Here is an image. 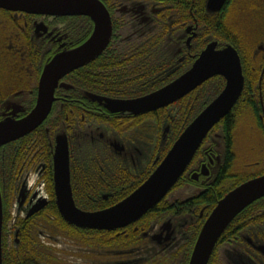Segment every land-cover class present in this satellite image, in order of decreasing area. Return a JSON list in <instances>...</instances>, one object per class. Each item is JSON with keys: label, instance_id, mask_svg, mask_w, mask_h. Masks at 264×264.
Segmentation results:
<instances>
[{"label": "flooded vegetation", "instance_id": "1", "mask_svg": "<svg viewBox=\"0 0 264 264\" xmlns=\"http://www.w3.org/2000/svg\"><path fill=\"white\" fill-rule=\"evenodd\" d=\"M96 2L111 21L105 49L58 81L51 111L40 127L0 148L3 251L10 255V264H189L199 233L218 201L264 175V158L262 163L252 161L254 152L246 156L237 151L236 126L227 134L226 121L240 108L239 114L251 115L247 135L264 139V7L256 9V0H226L219 13H210L208 0H91ZM244 10V20L255 23H251L258 43L254 46L246 44L231 21L232 13L237 17ZM0 12L11 25L21 21L18 29L26 42L25 58L36 65L27 77L18 78L12 94L23 100V111L17 113L22 118L37 104L46 64L90 41L97 16ZM210 43H216V49L231 45L238 51L244 87L182 178L160 203L127 227L107 231L68 224L55 193L59 145L62 152L66 150L78 209L97 212L121 202L148 179L169 151L162 155L176 134L172 108L187 99L190 111L183 122L187 126L226 82L221 76L207 80L162 109L166 111L162 121L161 109L140 115L112 112L110 102L137 100L172 83ZM216 78L218 85L213 83ZM213 86H219L215 97ZM198 103L200 109L192 114ZM9 112L0 109V120ZM235 118L234 114L232 123ZM7 147L11 154H6ZM240 214L222 233L208 264H264V198Z\"/></svg>", "mask_w": 264, "mask_h": 264}, {"label": "water", "instance_id": "2", "mask_svg": "<svg viewBox=\"0 0 264 264\" xmlns=\"http://www.w3.org/2000/svg\"><path fill=\"white\" fill-rule=\"evenodd\" d=\"M226 0H208L207 11L219 13ZM0 9L34 15L97 16L96 33L80 48L54 57L43 69L37 104L22 118L17 103L4 102L1 109L9 115L0 120V148L24 138L47 119L58 81L67 73L91 62L106 47L110 35V17L104 7L91 0H0ZM105 13V14H104ZM210 43L192 67L172 83L133 101H111L112 112L129 111L134 115L166 108L197 89L207 80L221 76L225 87L221 93L183 130L154 172L135 191L116 205L97 212H84L75 206L70 186L66 150L57 148L54 161L55 193L64 220L79 228L116 230L127 227L160 203L182 178L204 139L212 128L237 104L244 87V76L238 51L231 45L216 49ZM17 106V108H16ZM65 155V158H64ZM264 198V175L251 179L220 199L203 225L189 264H208L215 246L226 227L247 207ZM3 201L0 189V264H3Z\"/></svg>", "mask_w": 264, "mask_h": 264}, {"label": "rangeland", "instance_id": "3", "mask_svg": "<svg viewBox=\"0 0 264 264\" xmlns=\"http://www.w3.org/2000/svg\"><path fill=\"white\" fill-rule=\"evenodd\" d=\"M238 6H240V4H238L237 7ZM261 6L264 7V0H256L255 8L257 9L258 7ZM237 7L234 8V11L236 10ZM246 12L247 10H244L242 13L238 14L237 17H235L234 13H232L231 21L233 23L235 32L239 36L244 37L246 44L249 46L250 45L254 46V43H257L255 41L256 28H252L255 23L253 24L252 21L244 20L245 16L247 15L245 14ZM257 17L258 16L255 15L254 19H256ZM17 21L14 22L15 25L13 28V24L12 25L10 24L9 18L6 17V15L2 14V12H0V74L5 73V75L3 74L0 76V91H2L0 94V100L2 101L4 100L3 103L4 102L6 103L10 102L12 104L17 103L19 104L18 107H22L23 100L20 101V98H15V95L13 96L12 94L16 90L18 78H24V76L27 77L30 74V72H32V70L36 68V65L34 64L33 66H31L30 65L31 62L30 61L28 62L27 59L25 58L26 42H24L22 35L21 33H19V29H18L19 27L18 23H21V21L20 20ZM251 23L253 25H251ZM19 39L21 41H19ZM242 52L245 51L243 50ZM215 96L216 93H214V97ZM239 110L240 108L236 110V113H234L236 117L235 132L238 134V140L237 142L235 140L234 147L237 151L245 152L246 156H248L247 154L248 151L254 152L251 154L250 159L252 161H257L262 163L263 162L262 159L264 158V151H263L264 139L260 137L257 138L253 137L252 140L247 135L249 133L247 121H249L251 115L250 114L242 115V112L239 114ZM246 111L248 112L247 109ZM221 143H222L221 141H218V149L223 148V144ZM11 150L12 149L9 150L8 148L6 154H11ZM166 152H164L163 155ZM56 246L57 248L60 247V245H56Z\"/></svg>", "mask_w": 264, "mask_h": 264}, {"label": "trees", "instance_id": "4", "mask_svg": "<svg viewBox=\"0 0 264 264\" xmlns=\"http://www.w3.org/2000/svg\"><path fill=\"white\" fill-rule=\"evenodd\" d=\"M14 25L15 24H13V27H14ZM226 38H227V36H226ZM19 41H21L20 39H19ZM241 43H239V45H240ZM239 45H238V47H237V49L238 50H240L239 51V53L240 54H242L243 55V52H242V50H241V48L239 47ZM1 69H2V67H1ZM5 75V73H1L0 74V76L1 75ZM17 76H18V74H17ZM16 76V77H17ZM214 84H217L218 85V83H219V79L218 78H216L215 79V82H213ZM211 92H213V93H216V95H218L219 94V86H213L212 88H211ZM1 92L2 91H0V94H1ZM244 96V95H243ZM2 102V100H0V103ZM189 102L187 101V99H183L182 101H179L176 105H175V109L173 110V108H172V110H171V112L170 113H172V114H174L175 113V119H176V122H175V126H176V134H174V136H173V139L172 140H170L169 141V144L167 145L168 147L165 149V151L164 152H166L167 150H169L170 148H171V146L173 145V143L176 141V139L179 137V135L182 133V130L185 128V124H183V122H184V119H185V117H186V115L189 113V111H190V108H188V106H189ZM242 104V102H240L237 106H239V105H241ZM194 105H196V104H194ZM236 106V107H237ZM200 104L198 103L196 106H194L193 107V109L191 110V113L193 114L195 111H198L200 108ZM235 111V108H234V110H233V112ZM165 113H166V111L165 110H160V112H159V114H160V118H159V121H162L163 120V118H164V116H165ZM234 114L233 113H231L230 115H228L227 117H226V121H227V125H228V129H227V134H231L232 132H233V130H234V128H235V122H231V117L233 116ZM232 123V124H231ZM231 124V125H230ZM163 155V154H162ZM132 190V189H131ZM130 191V190H129ZM239 216H241V214L239 215ZM239 216L237 217V218H239ZM3 264H10V255L9 256H6L5 255V252L3 251Z\"/></svg>", "mask_w": 264, "mask_h": 264}]
</instances>
